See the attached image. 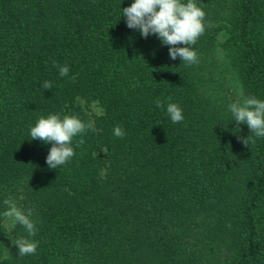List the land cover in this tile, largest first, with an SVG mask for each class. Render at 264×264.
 I'll list each match as a JSON object with an SVG mask.
<instances>
[{
	"label": "trees",
	"instance_id": "obj_1",
	"mask_svg": "<svg viewBox=\"0 0 264 264\" xmlns=\"http://www.w3.org/2000/svg\"><path fill=\"white\" fill-rule=\"evenodd\" d=\"M133 2L0 0V213L12 196L38 228L20 257L27 233L0 227V264H264V138L228 110L241 92L264 100V0H196L213 27L191 66L126 26ZM56 113L95 131L50 169L51 143L29 133Z\"/></svg>",
	"mask_w": 264,
	"mask_h": 264
},
{
	"label": "clouds",
	"instance_id": "obj_2",
	"mask_svg": "<svg viewBox=\"0 0 264 264\" xmlns=\"http://www.w3.org/2000/svg\"><path fill=\"white\" fill-rule=\"evenodd\" d=\"M122 16L126 19L129 29L138 30L144 38L155 35L162 45L169 46V56L172 60L179 57L182 63L189 66L199 64L200 57L194 45L208 28L213 27L207 20L206 12L198 6L196 0H187L186 3L184 0H134L130 6L122 8ZM53 67L58 69L61 77L69 75L68 65H59L54 61ZM41 87L52 89L53 84L51 81H44ZM155 103L159 108L164 107L159 99ZM228 110L237 126L246 124L254 137L264 138V100L254 95L245 96L241 92L238 98L228 105ZM166 112L174 124L184 120L183 109L177 103H169ZM89 130L95 131L93 121L85 122L75 114L61 116L56 113L46 117L40 116L35 126L30 128L29 135L32 140L51 143L46 163L50 169H58L71 161L76 155V149L84 143V140L80 139L74 144L75 138L83 136ZM113 134L122 138L126 132L117 125ZM237 139L248 145L252 138L238 136ZM252 142L255 143V140L252 139ZM3 205L5 210L0 213V227L14 230L19 225L27 233L26 236L12 239L18 256L36 254L38 241L32 237L36 236L38 228L37 221L33 218V209L18 205L12 196L6 197Z\"/></svg>",
	"mask_w": 264,
	"mask_h": 264
},
{
	"label": "rangeland",
	"instance_id": "obj_3",
	"mask_svg": "<svg viewBox=\"0 0 264 264\" xmlns=\"http://www.w3.org/2000/svg\"><path fill=\"white\" fill-rule=\"evenodd\" d=\"M85 107L92 114H98L100 112V108L94 102H90V103L85 104Z\"/></svg>",
	"mask_w": 264,
	"mask_h": 264
}]
</instances>
